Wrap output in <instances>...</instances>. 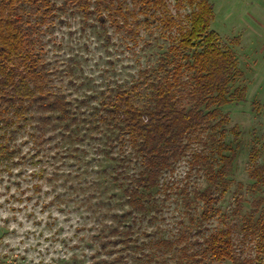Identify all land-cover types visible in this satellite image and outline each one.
I'll return each instance as SVG.
<instances>
[{"label": "rangeland", "instance_id": "374dc122", "mask_svg": "<svg viewBox=\"0 0 264 264\" xmlns=\"http://www.w3.org/2000/svg\"><path fill=\"white\" fill-rule=\"evenodd\" d=\"M211 1V26L234 50L242 71L230 90L243 86L247 90L245 101L234 97L222 108L230 116L225 136L230 146L227 153H233L235 160L227 191L218 204L220 212L202 230L205 233L225 224L234 226L236 249L243 264L251 260L256 264L260 256L264 264L257 237L242 235L252 201L264 198V186L252 189L255 180L249 176L253 145L261 154L259 164L264 162V0ZM170 3L173 7L175 0ZM125 6L132 8L131 4ZM53 8L51 17L36 29L40 37L37 50L46 64L49 90L73 102L79 125H74V132L69 134L62 122H51L43 138L37 128L42 111L33 109L27 127L14 131L10 127L11 133L5 134L0 129V144L6 141L10 145L7 160L2 159L0 149V264H113L121 244L112 243L118 236H112L110 230L123 226L118 217L128 207L122 188L114 180L113 168L118 160L112 156H118L119 149L111 148L107 128L95 118L105 111L101 102L117 84L138 82L142 71L158 64L168 40L153 18L150 27L141 24V32L133 40L124 28L118 29L109 21L102 27L95 13L86 12L77 3L54 0ZM189 11L185 6L181 12ZM138 89H143L145 96L144 86ZM136 97L139 103L145 100L139 93ZM235 126L238 137L232 130ZM192 146L204 148L197 143ZM190 159V155L184 156L162 178L164 185L154 194L157 210L136 227L141 247L148 249L151 240L158 237L177 239L175 245H183L189 242L190 232L192 236L200 234L191 218H198L202 211L196 192L208 182L203 171L189 170ZM240 183L242 188L238 189ZM238 192L244 199L236 212ZM259 216L264 217V202L256 218ZM144 228H148V235L142 234ZM187 229L188 237L178 240L181 231ZM104 238L111 244L102 249ZM144 260L134 253L122 264H141Z\"/></svg>", "mask_w": 264, "mask_h": 264}, {"label": "trees", "instance_id": "16d2710c", "mask_svg": "<svg viewBox=\"0 0 264 264\" xmlns=\"http://www.w3.org/2000/svg\"><path fill=\"white\" fill-rule=\"evenodd\" d=\"M65 3H77L86 12L95 13L104 28L108 21L118 29L124 28L133 40L140 34L141 24L150 27L153 18L168 40L158 64L142 71L138 82L117 84L101 102L105 111L95 118L107 128L111 148L119 149L118 156H112L118 160L113 168L114 180L122 188L128 207L121 218L117 216L123 226L110 230L112 236H118L112 243L121 244L115 251L113 264L128 262L134 253L145 257L141 264L173 259L176 262L172 264L225 261L243 264L236 249L234 226L225 224L213 232L202 230L220 212L218 204L227 191L228 175L235 160L233 153H227L230 146L225 136L230 116L222 108L234 97L239 102L245 101L247 90L246 86L230 90L242 71L237 67L234 50L211 26L213 2L175 0L173 7L170 0H65ZM53 4L54 0H0V129L4 134L11 133L10 127L12 131L27 127L33 109L42 111L37 120L41 136L51 122H62L69 134L74 132V125H79L73 102L49 90L46 64L37 50L40 37L36 29L51 17ZM125 4H131L132 8H126ZM92 5L94 10H90ZM185 6L190 11L183 14ZM141 86L146 89L145 96L143 89H138ZM138 93L145 99L143 103L138 102ZM237 129L238 126L232 129L236 137ZM36 143L41 144L39 138ZM194 143L204 148L193 149ZM9 146L6 141L0 144L4 160ZM186 155L191 156L189 170L203 171L208 182L196 192L202 211L198 218H191L200 234L192 236L190 232L188 237L187 229L178 238L186 239L187 235L189 242L183 245H175L177 239L158 237L151 240L148 249L141 247L136 227L146 215L157 210L154 194L163 187L162 178ZM260 157L259 149L253 145L249 176L255 180L251 185L254 190L264 186V162L259 164ZM237 187L242 188V184ZM243 199L238 192L236 212L241 209ZM258 200L252 201L242 235L257 237L258 250L264 254V217L256 218L264 198ZM147 229L142 234L148 235ZM106 239L102 249L111 244ZM259 259L256 264H263L262 256Z\"/></svg>", "mask_w": 264, "mask_h": 264}]
</instances>
